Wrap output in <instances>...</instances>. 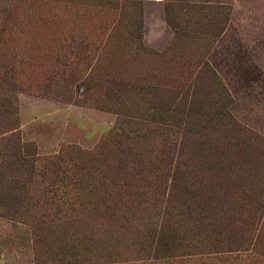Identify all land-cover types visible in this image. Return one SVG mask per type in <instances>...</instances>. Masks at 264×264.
Here are the masks:
<instances>
[{
	"label": "rangeland",
	"instance_id": "1",
	"mask_svg": "<svg viewBox=\"0 0 264 264\" xmlns=\"http://www.w3.org/2000/svg\"><path fill=\"white\" fill-rule=\"evenodd\" d=\"M0 264H264V0H0Z\"/></svg>",
	"mask_w": 264,
	"mask_h": 264
},
{
	"label": "trees",
	"instance_id": "2",
	"mask_svg": "<svg viewBox=\"0 0 264 264\" xmlns=\"http://www.w3.org/2000/svg\"><path fill=\"white\" fill-rule=\"evenodd\" d=\"M157 242L160 243V244H165V245L167 244V245H168L170 241H169V239H167L166 237H162V236H160V237L157 239ZM167 245H166V246H167ZM169 247H170V246H169Z\"/></svg>",
	"mask_w": 264,
	"mask_h": 264
}]
</instances>
